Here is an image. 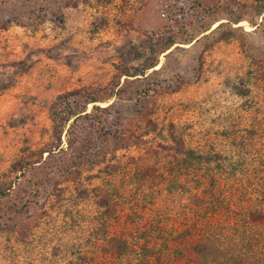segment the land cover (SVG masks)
<instances>
[{"label":"rangeland","instance_id":"obj_1","mask_svg":"<svg viewBox=\"0 0 264 264\" xmlns=\"http://www.w3.org/2000/svg\"><path fill=\"white\" fill-rule=\"evenodd\" d=\"M263 8L264 0H0V264H195L200 242L207 264H264V60L249 50L264 34ZM174 30L182 44L97 105L116 101L119 120L97 111L84 123L79 147L89 153L110 126L118 131L105 160L71 174L27 165L57 141L58 95L117 93L125 68L153 59L151 35ZM178 142L220 155L224 168H180Z\"/></svg>","mask_w":264,"mask_h":264},{"label":"trees","instance_id":"obj_2","mask_svg":"<svg viewBox=\"0 0 264 264\" xmlns=\"http://www.w3.org/2000/svg\"><path fill=\"white\" fill-rule=\"evenodd\" d=\"M263 14L264 8L259 15L261 16ZM208 31L209 29L204 30L201 32V34H204ZM173 33L175 34L170 35L165 31H158L151 35V54L153 56V59L150 63H147L146 67L143 70L136 71L139 72V74H137L136 72L132 73L125 68L122 73L125 76L124 83L121 84L120 81H118L114 86L115 89H118L117 93L108 94L102 93L97 90H81L58 95L55 98L50 109V117L53 124L54 137L57 141L55 145H48L46 147L45 151L43 152L47 154L44 162L42 159V153L41 159L36 162V164L39 165H27L30 168L32 167V170H39L43 165L45 166L47 165V163H51L52 166H62V170L65 171V173L71 174L80 170L83 165L87 163L95 164L98 162H102L101 160H105V155H102V157H100L103 152L102 148H109L112 141L118 142L120 140L118 131L113 130L112 126H110V128L107 129V131H104V133L102 134V143L100 145H95L92 149H90L91 152L89 153L87 149L88 147H79L81 141H83L82 139H84L86 134L89 132V129L85 126L84 123L90 121V118L97 111H100L101 113L109 112L111 115H115L116 120H119L120 112L114 111L117 105L116 101L104 108H100L97 105L107 103L108 100L118 98L117 94H121L123 90L126 89L127 83L131 82L130 79L138 76H144L146 74V71L157 68L159 64L158 58L160 55L171 50L175 45L182 44L178 43L177 33L175 32V30L173 31ZM198 41L195 37L188 40L187 42H194V46L196 43H198ZM249 50L251 56L254 59L258 61L264 60V34L259 35L257 39L250 44ZM172 53L173 51L167 53L165 55V58L168 59L169 56L172 55ZM164 67L165 64L162 65L158 70L153 71L150 75L162 71ZM90 105L93 106L91 112L88 111ZM64 141L67 145L66 148L64 145ZM178 149H180L179 154L183 156L181 159L175 158L178 164L180 162L183 163V166H179L180 168L190 167L191 170L199 172L203 166L206 167L210 164H214L220 169H223L225 166V160L220 155H195L191 150L185 151L180 142L177 143L176 150ZM74 150H76V153L73 154ZM186 163L188 164L187 167ZM143 175L142 177L144 178L145 174ZM3 194L7 196L5 193ZM206 194H208L206 195V198H210L213 196V191H208V193ZM103 202L106 206H109V201L107 202L104 200ZM193 250L198 255V259L195 264H207L203 260L206 252L205 245L200 242L199 244H196L194 246Z\"/></svg>","mask_w":264,"mask_h":264}]
</instances>
